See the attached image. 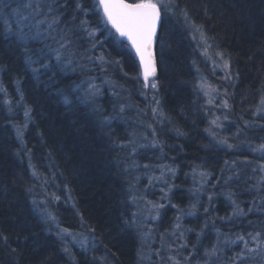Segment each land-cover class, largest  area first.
<instances>
[{"label":"trees","instance_id":"trees-1","mask_svg":"<svg viewBox=\"0 0 264 264\" xmlns=\"http://www.w3.org/2000/svg\"><path fill=\"white\" fill-rule=\"evenodd\" d=\"M26 2L0 0V233L8 237L7 247L0 241V264H230L244 248L237 237L256 249L248 234L257 233L259 249L243 264H264V152L253 151L264 143V111L257 112L264 110V0H175L171 13L162 9L157 89L144 87L133 51L95 0L84 3L99 31L93 39L74 34L75 71L52 59L50 70L33 73L39 65L29 66L23 46L5 39L4 21L16 27L14 10ZM198 27L211 38L207 56ZM48 44L56 46L51 39L27 46L35 59ZM216 52L229 60L231 80L227 119L216 116L220 126L212 124L217 110L198 87L209 58L223 65ZM101 54L102 65L86 58ZM90 83L100 91L94 99L87 96ZM153 107L163 115L154 116ZM104 116L114 119L102 128ZM133 138L141 145L155 139L163 148L128 155L130 148L113 144ZM133 161L138 167H128ZM235 207L245 214L234 216ZM62 229L74 243L57 235ZM214 245L222 251L209 259L204 253Z\"/></svg>","mask_w":264,"mask_h":264},{"label":"snow or ice","instance_id":"snow-or-ice-1","mask_svg":"<svg viewBox=\"0 0 264 264\" xmlns=\"http://www.w3.org/2000/svg\"><path fill=\"white\" fill-rule=\"evenodd\" d=\"M175 3V0H135V2H128V0H95L94 7H98L103 12V19L107 25H110L112 29L115 30V33L120 37H124L130 43L131 47L135 50L136 55L139 57L141 74L143 76V84L144 87L147 88L149 85L152 89H157L158 85L155 80H151L156 76L157 73V64L154 53V44L158 40V29L163 27L165 21L162 14V9L165 10L166 13L172 12V7ZM22 9L30 10L27 15L23 14ZM21 7H18L14 10L16 14V19L14 21L16 27H13L11 24H8V21L5 20L4 23L6 25L5 30V39H9L10 41L14 40L23 46V53L25 57L26 63L31 65H39V67L32 68L33 73L39 75L41 71L50 70L53 65L51 60L54 59L56 61L57 66H61L66 69H71L75 71V68L72 67L74 60L76 59V53L72 51L74 48V40L73 36L75 33L84 32L87 34L89 39H93L99 31L98 28H92L91 22L87 19V16L91 14L92 8L85 7L84 0H27ZM71 9V17L70 19L65 20V16L68 15L69 10ZM187 21V13H182ZM85 17L84 19H80V17ZM79 20V23L77 21ZM64 24V27H60L61 24ZM200 31V40L203 44V54L208 55L209 50L213 48V45L209 43L211 38L207 37L201 28H197ZM196 37L193 36V39ZM51 39L52 43L56 46L53 47L51 44L45 45L44 48L39 50V56L37 58H33L32 50L28 48L29 41H42ZM199 46V45H198ZM92 49L96 48V43L91 45ZM87 51V50H86ZM215 55L219 57L220 60L223 61V67L228 69L230 66L229 60L224 58L225 54L223 52H216ZM81 59H85V56L81 55ZM88 62L91 63L95 60L99 64L107 63L103 54L98 57H86ZM41 59H44V63H41ZM84 67V65H81ZM51 79V78H50ZM201 90L209 87L205 82H201L198 86ZM79 86H77V89ZM75 91V90H74ZM115 94V93H114ZM100 95L99 88L94 84L88 85L87 96L89 99H94L96 96ZM205 95H208V92H205ZM155 99V97H154ZM63 102L71 107V100L65 96ZM157 105L160 104L159 100H155ZM208 103H212L211 100ZM224 106L227 107V102H224ZM125 105L120 106V112L123 113L125 111ZM153 115H163V113L158 109V107H153L152 109ZM29 110L25 111V115L28 116ZM258 111H264L258 109ZM114 117L104 116L100 120L101 127L110 126L111 121ZM227 119V117H225ZM217 121L213 120L212 124H216ZM26 126V125H25ZM151 127V125H149ZM178 135H184V133L180 132L178 129L176 130ZM18 137L23 136L21 129L17 128ZM213 135H215L213 133ZM222 144L226 145L227 148L235 147L233 144L228 143L225 139L221 141ZM113 144L115 147L120 149L130 148L131 151L128 155H134L138 149L151 146V147H159L163 148V145L160 141L153 139L150 145H141L138 144L135 138L130 139L126 142H117L113 140ZM30 151V150H29ZM253 151H261L264 152V143L260 144ZM31 167V165H30ZM128 167H138V165L133 161ZM145 168L148 166L145 165ZM260 169L264 171V164L260 165ZM173 174L175 173L174 169H168ZM32 175L36 176L39 179V176L35 169L32 171ZM163 173L161 177H150V183L153 179L159 180L162 179ZM264 179V177H261ZM31 191V189H29ZM229 198H231V193L228 194ZM59 200L60 197H54ZM211 200V197H209ZM32 203L37 205L38 210L45 214L47 219L55 221V217L51 214L47 213V210L44 208H40L37 204L36 200H33ZM235 204V201H232ZM163 207V205H153L154 209H158ZM195 207V206H193ZM252 209H249L251 211ZM207 211V209H205ZM242 210L238 207L233 209V215H244ZM155 218V217H154ZM222 219H231L222 218ZM127 223V222H126ZM132 223H135V217L133 218ZM177 229L180 227L179 224L175 226ZM67 232L66 229H62L57 232V235L63 240L64 235L62 233ZM183 233L181 234V236ZM252 241H255L257 244V248H249V241L245 240L244 236H238L237 241L242 242L244 244V248L234 257L231 258L230 264H243V261L247 258V255L252 253L253 251H257L261 244L259 239L260 233L256 235L248 234ZM75 239V237H73ZM0 241L3 242L4 246L7 247L8 237L0 233ZM237 241H231V243L235 244ZM85 242L81 243L83 246ZM187 245H181V247H186ZM11 252H15L16 249H10ZM65 252H68L69 249L66 247L64 249ZM222 249L218 248L214 245L211 249L205 251L204 255L212 259L217 256L218 252H221ZM159 254V253H157ZM173 259L174 258H170ZM178 264V262H176Z\"/></svg>","mask_w":264,"mask_h":264},{"label":"rangeland","instance_id":"rangeland-1","mask_svg":"<svg viewBox=\"0 0 264 264\" xmlns=\"http://www.w3.org/2000/svg\"><path fill=\"white\" fill-rule=\"evenodd\" d=\"M208 64L209 66H207V71H208L207 75L200 76V79L201 82H205L206 85L209 86L203 89V91L208 92L207 96L213 102V105L216 108L215 110H217V113L213 116L211 121L216 120V116H220L221 119L225 120L222 111L224 108H226L224 106V102H225L226 93H228L227 87L229 86L231 81L229 78L230 76L228 75L227 69H225L222 64L216 62L214 59L209 58ZM257 112L259 113L260 111L257 110ZM215 125L220 126V122L219 124L216 123ZM67 233L69 232H65L64 236ZM64 240L67 243L75 242V239H73L72 235H70L69 237H64Z\"/></svg>","mask_w":264,"mask_h":264},{"label":"water","instance_id":"water-1","mask_svg":"<svg viewBox=\"0 0 264 264\" xmlns=\"http://www.w3.org/2000/svg\"><path fill=\"white\" fill-rule=\"evenodd\" d=\"M101 10V9H100ZM101 12H102V10H101ZM102 15H103V12H102ZM111 27V26H110ZM114 30V29H113ZM114 32H115V30H114ZM118 35V34H117ZM118 37H119V39L122 41V42H124L126 45H128L131 49H132V51H133V53H134V55H135V57H136V59H137V62H138V65H139V68H140V62H139V57L136 55V53H135V50L131 47V45H130V43L127 41V39L126 38H124V37H120L119 35H118ZM155 45H156V43L154 44V53H155ZM155 58H156V55H155ZM157 64V63H156ZM140 72H141V69H140ZM142 75V74H141ZM143 77V76H142ZM151 79V78H150Z\"/></svg>","mask_w":264,"mask_h":264},{"label":"bare ground","instance_id":"bare-ground-1","mask_svg":"<svg viewBox=\"0 0 264 264\" xmlns=\"http://www.w3.org/2000/svg\"><path fill=\"white\" fill-rule=\"evenodd\" d=\"M155 47H156V45H155ZM155 55H156V52H155ZM157 63V62H156ZM157 74H158V68H157V73H156V76L155 77H153V78H151V80H154L156 77H157ZM66 255V254H65ZM67 256V255H66Z\"/></svg>","mask_w":264,"mask_h":264}]
</instances>
